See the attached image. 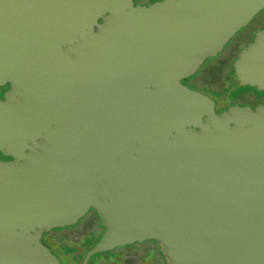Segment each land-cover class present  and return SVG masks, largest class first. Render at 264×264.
I'll return each instance as SVG.
<instances>
[{
	"label": "water",
	"instance_id": "95a60500",
	"mask_svg": "<svg viewBox=\"0 0 264 264\" xmlns=\"http://www.w3.org/2000/svg\"><path fill=\"white\" fill-rule=\"evenodd\" d=\"M261 10L264 0H0V85L14 84L0 100V146L14 158L0 160V264H64L42 238L91 209L106 230L81 264L145 240L168 264H264V105L218 113L182 82ZM234 68L264 90V29ZM78 82L92 116L45 117L74 112L55 90Z\"/></svg>",
	"mask_w": 264,
	"mask_h": 264
},
{
	"label": "flooded vegetation",
	"instance_id": "af4514ba",
	"mask_svg": "<svg viewBox=\"0 0 264 264\" xmlns=\"http://www.w3.org/2000/svg\"><path fill=\"white\" fill-rule=\"evenodd\" d=\"M133 1L135 4L149 5L158 0H133ZM263 29H264V10H261L240 31H241V35L243 36V39L247 41V40H255L257 31ZM229 43L230 42H228V44ZM228 44H226V46L222 51L225 50ZM219 54L215 57H212L206 64L207 68L210 71V78L212 79L215 86L214 89H207L202 83L196 82L197 79L195 78L197 77L199 70L194 75L183 78L182 82L192 89L199 90L211 96L215 100V109L216 112L218 113H220L223 109H228L230 106L235 104H239L241 106H250L253 109H255L258 105L261 104L264 105V90H260L256 86L244 85L238 82V78L235 74L234 62L239 57L240 52L239 54L237 53V55L233 57L232 65H229L231 56L220 57ZM66 55L68 59L72 61L75 60L77 64L78 60L75 58V54L68 53ZM74 68L76 69L75 73H79L80 71H82L81 70L82 68H86V67H81V66L78 67L76 65ZM227 69L230 72L229 76L226 75ZM13 91H14V84L11 81H8L3 85H0V100L8 101L9 100L8 94ZM55 91L56 93L62 95L60 100L63 101L70 100L72 102L74 112L70 114L68 113L48 114L45 115V117H91L92 116L89 113L90 108L88 104L91 97L90 90L86 88V84L78 82L73 84V88L71 90L68 87L63 86L56 89ZM68 95H71V97H68ZM17 100L18 101L22 100V95L18 94L13 101L16 102ZM2 142L3 140L0 141V144H2ZM25 143H26V147L30 146L29 138L25 141ZM4 150L5 149L0 146V160L2 161L13 160L14 158L11 155L6 154ZM26 151H28V148H26ZM91 213L94 214V218H92L93 222H91V224L89 225H93V223L95 222L98 224L100 220L99 226L101 227V232L96 234V232L90 233L91 230H89L87 231V233H84V235L81 236L84 240H86L85 244L87 251L94 246V244L100 239V237L103 235V233L106 230V227L102 224V218L98 213V211H96L95 209H91L88 212V214ZM54 241L59 245L65 244L68 248L75 249L76 251L73 250L70 252L69 254L70 257H74L77 254V252L78 253L83 252L79 250V246L77 245L76 241L73 239V235L69 240V242H67V244L64 243V241H57V240ZM138 243L144 244L145 246L147 244L148 245L150 244L149 246L161 247V244L156 240H145L143 242H135L132 244L116 247L109 251H105L104 254H106V252L108 253L105 255V257L127 255L132 251L139 250L138 248L135 247V245ZM157 247H153V248L155 249L156 253H159L160 259L162 260L161 264H168V258L165 256L164 251L163 250L159 251ZM62 250L64 251V249ZM74 262H76L77 264H81L83 262V259L81 263L77 261ZM88 264H109V262L106 263L100 258L92 262V257H91L88 261Z\"/></svg>",
	"mask_w": 264,
	"mask_h": 264
},
{
	"label": "rangeland",
	"instance_id": "374dc122",
	"mask_svg": "<svg viewBox=\"0 0 264 264\" xmlns=\"http://www.w3.org/2000/svg\"><path fill=\"white\" fill-rule=\"evenodd\" d=\"M253 41L254 40H247L246 41L245 39H243V36L241 35V31H239L238 33H236L235 37H232L231 41H229L230 43L229 44L227 43L228 45L225 48V50L222 51L219 55H220V57L231 56V59L229 61V65H232L233 57L236 56L237 53L239 54V52H241L246 46H248ZM211 58L212 57L208 58L205 61V63L200 67L201 69H199L198 75L195 78V79H197L196 82L202 83L207 89H214L215 88L214 83H213L212 79L210 78V71L206 66L207 62ZM226 71H227L226 75L229 76L230 72L228 71V69ZM92 218H94V214L93 213H91V214L87 213V215L82 217L76 223V225L74 227H73V225H70L67 227L54 228V229H52V232L50 233V235H48L47 233L44 234V236L42 238L43 242L45 244H47L51 248V250L59 256V258L61 259V261L64 264H77L76 262L71 260L70 256L65 255L64 251L60 250L59 244H57L51 238V236H53L54 233L66 234V233H69V232L74 230L72 232L73 233V239L76 241L77 245L79 246V250L84 251L86 249V244H85L86 240H84L81 236L84 235V233H87V231H89V230H91L90 233L96 232V234H97V233L101 232V227L99 226L100 220H99L98 224L95 222V223H93V225H89V224H91V222H93ZM71 227H73V228H71ZM150 244H151V242H150ZM149 245L147 244L145 246L144 244L138 243L135 245V247L138 248L139 250L132 251V252L128 253L127 255H118L115 257H105V255L108 254L107 252H106V254H104L105 252L96 253L92 256V262H94L100 258L101 260L105 261L106 263L109 262V264H161L162 260L160 259L159 253H156L155 249L153 248V247H157V246H149ZM161 247L160 246L157 247L159 251L163 250V248L161 249ZM151 249L153 252L151 251Z\"/></svg>",
	"mask_w": 264,
	"mask_h": 264
},
{
	"label": "trees",
	"instance_id": "16d2710c",
	"mask_svg": "<svg viewBox=\"0 0 264 264\" xmlns=\"http://www.w3.org/2000/svg\"><path fill=\"white\" fill-rule=\"evenodd\" d=\"M76 225V224H75ZM73 225V227L75 226ZM67 227V226H66ZM71 227V228H73ZM74 231V230H73ZM73 231L69 232V233H66V234H56V233H52L53 236H51V238L53 240H57V241H64V243L67 244V242H69V240L71 239L72 235H73ZM52 232V231H51ZM48 233V235H50V233ZM66 241V242H65ZM64 245V246H63ZM60 250L63 251L62 249H64V254L65 255H69L71 251L75 250V249H72V248H68L65 244H60ZM76 251V250H75ZM86 251L87 249H85L82 253H78L74 256V257H70L72 261H77L79 263H81L82 259L85 258L86 256ZM70 256V255H69Z\"/></svg>",
	"mask_w": 264,
	"mask_h": 264
}]
</instances>
